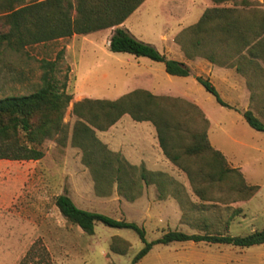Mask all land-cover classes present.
Listing matches in <instances>:
<instances>
[{
    "label": "rangeland",
    "instance_id": "rangeland-1",
    "mask_svg": "<svg viewBox=\"0 0 264 264\" xmlns=\"http://www.w3.org/2000/svg\"><path fill=\"white\" fill-rule=\"evenodd\" d=\"M36 1L41 0H18V4ZM248 1L250 5L241 6L240 0H144L121 24L167 58L188 65V76L168 74L162 62L110 51L107 42L113 27L29 45L18 52L0 48V98L40 89L42 59L55 61L50 74L58 90L71 95L61 132L36 145L43 152L40 159L0 158V264H131L142 247L134 231L96 223L88 234L61 215L54 202L59 194H67L80 208L135 222L144 228L148 241L170 230L246 235L264 228V132L251 128L242 117L249 109L264 123V62L232 56L224 59L225 65L213 63L193 49L192 42L201 35L188 29L206 10L223 7L232 11L230 20L257 25L264 0ZM149 67L152 89H145L138 86V76ZM197 76L209 78L221 98L236 109L219 105ZM133 90L160 97L155 104L174 103L180 123L193 131L205 129L226 165L257 189L240 191L235 177L223 182L203 179L202 174L212 170L211 153L186 155L182 146L188 141L176 137L169 144L174 142L182 150L177 163L162 150L165 160L157 165L129 157L126 141L138 132V122L129 114L121 116L112 132L110 127L93 128L95 135L138 170L163 173L165 192L160 196L155 183L141 181L139 193L130 200L115 181L97 182L83 162V151L72 143L78 120L73 103L85 98L115 100ZM38 121V116L33 117L34 125ZM18 136L20 142L33 146L22 133ZM135 264H264V243L247 248L192 241L156 244Z\"/></svg>",
    "mask_w": 264,
    "mask_h": 264
},
{
    "label": "trees",
    "instance_id": "trees-1",
    "mask_svg": "<svg viewBox=\"0 0 264 264\" xmlns=\"http://www.w3.org/2000/svg\"><path fill=\"white\" fill-rule=\"evenodd\" d=\"M143 1L41 0L21 5L18 0H0V26L4 29H0V48L18 52L29 45L113 27L114 32L108 39L110 51L126 52L136 57L162 62L165 71L173 76L190 75V68L184 62L167 58L154 45L136 38L121 27ZM250 4L248 0L239 2L241 6ZM262 5L264 6V1ZM213 11L219 13L214 15ZM229 12L232 11L225 7L206 10L200 19L188 28L201 35L192 42L193 49L218 65H225L224 59L232 56H240L243 59L249 56L250 59L264 62V11L260 12V22L249 26L237 18L230 20ZM54 66L55 61L41 60L42 86L37 91L0 98V158L40 159L43 152L36 145L54 133L61 132V119L71 95L64 90H58L50 74ZM196 80L219 105L236 109L221 98L209 78L197 76ZM140 95H143L142 99H139ZM159 99L160 97L147 91L133 90L115 100L85 98L73 103L72 111L78 120L74 124L72 143L83 151V162L89 166L97 182L115 181L118 191L130 200L139 193L141 181L146 184L155 183L160 196L165 192L166 176L163 173L147 172L144 168L138 170V167L129 164L118 153L108 150L95 135L93 128L104 131L114 125L123 114H129L134 121L152 123L163 154L172 162H178L181 157L179 152L182 150L180 151L174 142L169 144L170 139L176 137L187 140L182 146L184 154L192 156L208 151L212 155V170L202 174L203 179L223 182L235 177L240 191L251 192L257 189L256 185H248L237 169L226 165L222 154L210 145L205 129L193 131L187 126L184 127L178 120L179 111L175 109L176 105H161L159 102L155 104ZM189 106L195 108L194 105ZM35 116H38L39 120L36 125L32 122ZM242 117L251 128L264 132V123L251 110H244ZM202 120L207 122L203 116ZM19 133L26 136L28 143L33 146L20 142ZM187 174L192 176L188 171ZM54 202L64 218L88 234L93 233L96 223L134 231L142 242V247L133 256L131 264L138 262L156 244L192 241L247 248L264 243V228L246 235L188 234L170 230L159 238L148 241L144 228L135 222L80 208L67 194L57 195Z\"/></svg>",
    "mask_w": 264,
    "mask_h": 264
},
{
    "label": "crops",
    "instance_id": "crops-1",
    "mask_svg": "<svg viewBox=\"0 0 264 264\" xmlns=\"http://www.w3.org/2000/svg\"><path fill=\"white\" fill-rule=\"evenodd\" d=\"M108 44V42H107ZM138 86L145 89H152L153 73L152 68L142 69L139 74ZM121 122L119 120L115 125L109 128V132H112L114 128ZM137 122V121H135ZM138 132L134 135H129L126 144L125 153L129 156H138V161L145 162L148 165H157L162 163V159L165 160L164 155L161 153V149L158 144L157 136L155 135V128L149 122H138ZM108 132V131H107ZM134 147H133V146ZM132 150L135 152H132ZM142 155V156H140ZM129 156V157H130ZM140 156V157H139ZM141 158V159H140ZM162 158V159H161Z\"/></svg>",
    "mask_w": 264,
    "mask_h": 264
}]
</instances>
